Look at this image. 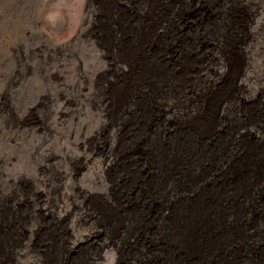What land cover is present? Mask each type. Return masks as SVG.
Masks as SVG:
<instances>
[{"label": "rangeland", "instance_id": "rangeland-1", "mask_svg": "<svg viewBox=\"0 0 264 264\" xmlns=\"http://www.w3.org/2000/svg\"><path fill=\"white\" fill-rule=\"evenodd\" d=\"M198 232L264 264V0H0V264H187Z\"/></svg>", "mask_w": 264, "mask_h": 264}, {"label": "trees", "instance_id": "trees-1", "mask_svg": "<svg viewBox=\"0 0 264 264\" xmlns=\"http://www.w3.org/2000/svg\"><path fill=\"white\" fill-rule=\"evenodd\" d=\"M208 98H209V95L207 94L206 97L204 98V100H206ZM212 103H214V102H212ZM215 106H216V104H215ZM202 110H204L203 107H202ZM200 232H202V231L200 230ZM200 232H198L196 234L194 233V235L189 233L190 238H194V242H193V244H191L190 248L188 249V252L191 254V257H193V256H196V257L192 258L193 260L191 258H189L186 262L187 264H241L239 262L238 263H234V262L231 263V261H230L232 259L231 253L238 252V250L240 249V245L238 246L236 244H231V246L226 249L227 251L223 252V251H220L221 250L220 249L217 254H215L214 251L211 252V254L209 253V255L211 257H207L209 259L206 260L207 258L204 257L206 255H203L201 251L205 250V248L210 247L212 245V241L216 240L215 242L217 244L218 236L215 237V232H209V234L207 232H204L201 234ZM224 236L225 235H223V237ZM248 250H249V248H248ZM246 257H250L249 254H247ZM241 261H243V258L241 259ZM248 264H249V262H248Z\"/></svg>", "mask_w": 264, "mask_h": 264}]
</instances>
